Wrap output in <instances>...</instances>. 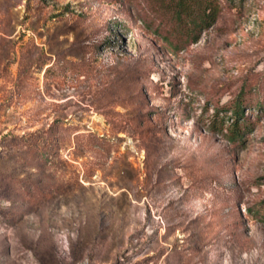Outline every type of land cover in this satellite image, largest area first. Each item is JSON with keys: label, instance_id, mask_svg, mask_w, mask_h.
<instances>
[{"label": "rangeland", "instance_id": "obj_1", "mask_svg": "<svg viewBox=\"0 0 264 264\" xmlns=\"http://www.w3.org/2000/svg\"><path fill=\"white\" fill-rule=\"evenodd\" d=\"M142 7L0 0V264H264V0L180 50Z\"/></svg>", "mask_w": 264, "mask_h": 264}, {"label": "trees", "instance_id": "obj_2", "mask_svg": "<svg viewBox=\"0 0 264 264\" xmlns=\"http://www.w3.org/2000/svg\"><path fill=\"white\" fill-rule=\"evenodd\" d=\"M139 1L143 4L140 10L142 12L140 21L147 26L152 25L157 34L169 40L178 50L197 43L201 34L218 21L225 9V4L233 2V0ZM257 87L262 88L261 85ZM251 105L253 104L250 99L240 97L225 108V111H230L234 117L233 123L227 127L228 139L232 142L239 141L244 135L246 123L241 124L239 120L240 118L248 120L243 114V107L251 108ZM255 105L259 107L260 102L257 101Z\"/></svg>", "mask_w": 264, "mask_h": 264}]
</instances>
